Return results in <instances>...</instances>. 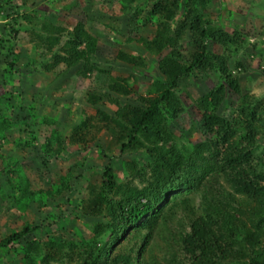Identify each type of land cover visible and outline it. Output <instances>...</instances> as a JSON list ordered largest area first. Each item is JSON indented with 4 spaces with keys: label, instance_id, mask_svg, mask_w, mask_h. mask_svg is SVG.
<instances>
[{
    "label": "trees",
    "instance_id": "1",
    "mask_svg": "<svg viewBox=\"0 0 264 264\" xmlns=\"http://www.w3.org/2000/svg\"><path fill=\"white\" fill-rule=\"evenodd\" d=\"M208 2L141 0L130 8L129 27L149 25L152 30L150 39L139 35L137 40L160 56L146 94L129 101L135 76L111 75L90 62L96 37L83 21L67 30L44 14L19 11L15 0H0V138L9 128L20 127L26 139L19 138L16 145L33 144L45 160L81 152L76 161L81 166L90 147L103 159L97 179L87 180L84 196L69 209L91 223L88 234L77 230L64 237L23 221L0 238V259L11 253L18 255L14 264H264V95L241 90L237 71L244 68L236 57L233 66L229 62L247 39L238 29L226 31L205 17ZM153 14L158 19L152 20ZM20 30L37 53V59L26 55L22 68L51 72L61 65L59 73L76 67L82 77L105 75L103 90L84 94L92 111L65 136L50 128L56 124L53 116L36 121L29 104L19 99L18 108L12 105L11 95L23 92L26 75L17 67ZM115 58L125 68L146 67L143 57L122 47ZM208 73L215 75V83L191 100L202 136L191 141L185 130L175 134L171 128L186 110L178 82ZM13 81L15 90L9 88ZM102 101L114 110H103ZM226 106L230 109L225 113ZM99 137L106 143H99ZM127 153L132 156L123 159ZM6 160L0 168V198L23 208L32 201L43 206L42 194L49 191L28 180L17 160ZM78 177L80 173L59 176L53 192L67 190ZM47 215L51 223L56 221L52 213Z\"/></svg>",
    "mask_w": 264,
    "mask_h": 264
},
{
    "label": "rangeland",
    "instance_id": "2",
    "mask_svg": "<svg viewBox=\"0 0 264 264\" xmlns=\"http://www.w3.org/2000/svg\"><path fill=\"white\" fill-rule=\"evenodd\" d=\"M17 9H30L32 15H46L53 22L59 23L69 30L77 20L84 22L85 29L96 37V52L90 57V62L97 68L108 70L111 75L126 77L129 73L135 76V81L131 83L134 92L127 99L133 101L136 94H146L150 76L155 74V62L160 54L146 50L137 40L139 35L151 38L150 26L129 27L130 8L135 4H140L141 0L130 3L128 0H15ZM16 9V8H15ZM141 17L145 15V10H141ZM204 16L215 20L226 31L233 28L238 29L245 37L246 44L243 45L233 55L229 62L233 66V59L236 57L243 66V70L237 71L239 86L241 90L256 96L264 95V0H209L206 5ZM158 19L157 14L152 15V20ZM152 29V28H151ZM130 36L132 40L125 38ZM184 38L181 47L185 46ZM184 42V43H183ZM15 50L20 52L17 67L23 69L26 75L22 79L23 94L12 93L11 102L18 108L19 99L29 104L36 112V121L44 115L54 117L56 133L65 136L73 123L92 108L84 100L87 90L98 93L104 89L105 75L91 73L84 77L76 75L73 67L64 73H59L61 65L55 67L51 72H45L34 66L25 65V56H32L37 59V53L31 52V43L23 30L17 34ZM122 47L129 53L143 57L145 68L123 67V63L117 61L115 54ZM1 68V64H0ZM146 72L145 75L142 73ZM14 74L13 80L17 77ZM216 81L212 73L207 75L191 76L187 80L178 82L177 93L186 105V110L180 114L174 125L171 126L173 132L178 134L185 130L186 137L191 141L199 140L201 136L198 131L199 115L192 107V99L200 93L206 91ZM14 87L13 85L9 86ZM8 88V86H7ZM8 88V89H9ZM0 92L2 89L0 87ZM126 98V97H125ZM233 100L234 97H231ZM124 100V99H122ZM106 112L114 110V107L104 101L99 105ZM228 106L224 112H229ZM44 135L38 138L43 139ZM25 140L26 135L20 127H11L5 132V138H0V168L9 158L17 160L22 171L28 180L35 182L38 187L49 191V194H42L44 205L39 206L32 201L26 208L10 203L8 197L0 198V238L6 235L11 229H16L23 221H32L34 224L42 226V232L58 233L60 236L75 234L78 230L81 234H88L91 223L84 219L75 217L71 209L72 205L84 196V185L87 180H94L98 177L99 165L102 158L96 156L95 147H90L85 154V164L79 166L77 160L81 152H72L64 160L47 159L32 145L17 146L18 139ZM101 144L106 143L105 138H98ZM75 146H68V150H74ZM132 155L127 153L122 155L127 159ZM4 160V161H3ZM115 168L117 163L114 164ZM80 177L72 178L69 181V188L60 194L53 192V185L59 176L70 174ZM119 174V172H118ZM1 183V182H0ZM193 201H197V194L193 195ZM48 213L56 216V221L51 223ZM69 236V235H68ZM75 236V235H73ZM154 240H151L153 242ZM3 252V251H0ZM153 252L160 257L161 251L158 247L153 248ZM1 255V254H0ZM18 255L5 254L0 259V264L17 263Z\"/></svg>",
    "mask_w": 264,
    "mask_h": 264
}]
</instances>
